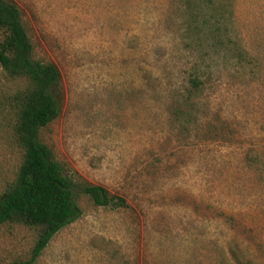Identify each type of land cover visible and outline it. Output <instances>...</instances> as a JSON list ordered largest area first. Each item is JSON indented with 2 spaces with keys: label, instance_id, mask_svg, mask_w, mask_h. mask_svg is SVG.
Instances as JSON below:
<instances>
[{
  "label": "rangeland",
  "instance_id": "1",
  "mask_svg": "<svg viewBox=\"0 0 264 264\" xmlns=\"http://www.w3.org/2000/svg\"><path fill=\"white\" fill-rule=\"evenodd\" d=\"M35 57L60 73L59 115L39 130L67 175L126 206H94L33 264H264V0H233L241 67L210 54L211 111L180 128L170 96L194 51L177 41L175 0H11ZM0 70V101L21 88ZM0 110V192L20 153ZM220 130L227 135H222ZM36 230L0 224V264L25 259Z\"/></svg>",
  "mask_w": 264,
  "mask_h": 264
},
{
  "label": "trees",
  "instance_id": "2",
  "mask_svg": "<svg viewBox=\"0 0 264 264\" xmlns=\"http://www.w3.org/2000/svg\"><path fill=\"white\" fill-rule=\"evenodd\" d=\"M232 5L233 0H175L180 17L177 41L195 52L181 71L182 84L170 96L169 114L182 129L204 119L206 132L216 135L212 124L225 120L211 111L207 100L212 85L210 54H228L241 67L252 64L231 32ZM0 70L8 79L23 83L0 101V110L10 112L7 128L20 153L13 179L0 192V224L17 223L36 230L28 256L7 263L33 264L53 234L81 215L78 196L94 206L126 204L100 185L65 174L52 149L40 140L39 130L60 113V73L53 62L34 56L19 8L11 0H0Z\"/></svg>",
  "mask_w": 264,
  "mask_h": 264
}]
</instances>
